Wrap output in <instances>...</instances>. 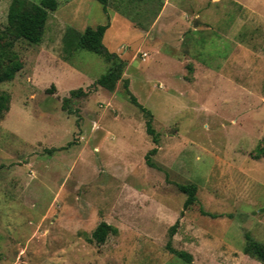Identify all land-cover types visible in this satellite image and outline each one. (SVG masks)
<instances>
[{"label": "rangeland", "instance_id": "374dc122", "mask_svg": "<svg viewBox=\"0 0 264 264\" xmlns=\"http://www.w3.org/2000/svg\"><path fill=\"white\" fill-rule=\"evenodd\" d=\"M55 1L38 44L1 43L21 69L0 83V264H186L175 222L191 264H260L242 247L264 245V0ZM105 24L156 144L122 81L93 86L109 63L62 50L65 28ZM100 222L116 231L96 244Z\"/></svg>", "mask_w": 264, "mask_h": 264}, {"label": "trees", "instance_id": "16d2710c", "mask_svg": "<svg viewBox=\"0 0 264 264\" xmlns=\"http://www.w3.org/2000/svg\"><path fill=\"white\" fill-rule=\"evenodd\" d=\"M95 1L102 6L103 12L106 13L108 0ZM56 8L57 2L55 0H40L38 3H33L29 0H9L5 26L0 31V48L2 41L7 38L13 40L22 39L29 44H38L41 40L48 15L50 12L55 11ZM107 25H98L95 28L86 27L82 32H77L68 27L65 28L62 36V50L65 54H70L76 50H86L101 56L105 63H109L106 72L94 80L93 86L111 92L114 90L116 83L122 81V88L129 102L146 115V134L151 137L152 143L156 144L157 137L150 125L151 117L149 111L138 104L133 95L130 94L128 81L121 79L124 62L116 54L107 52L101 43L105 29L108 27ZM4 46L9 48L10 42H4ZM8 52L9 50L6 48L0 49V83L12 80L14 75L21 69V63L18 58L14 54L9 55ZM84 95L86 93L80 88L69 91L70 97L78 98ZM68 99H63V109H65V103ZM9 100L8 93L0 91V118L8 110ZM68 113L71 112L68 111ZM46 151L51 153L54 150ZM155 152L156 148H152L144 156V163L148 167H154L150 157ZM176 188L180 193L185 195L183 209L189 208L195 202L196 187L193 184H177ZM203 214L209 215L206 213ZM176 227L177 222L169 228L165 248L170 254L181 259L186 264H191L192 257L189 253L175 250L171 247L170 238L174 235ZM115 231V228L105 222H100L91 232L89 241L102 244L108 233H115ZM243 239L242 253L260 264H264V245L254 240L248 233H244Z\"/></svg>", "mask_w": 264, "mask_h": 264}]
</instances>
